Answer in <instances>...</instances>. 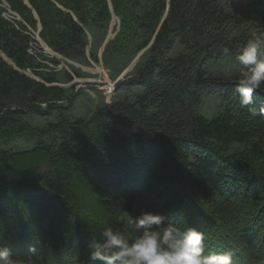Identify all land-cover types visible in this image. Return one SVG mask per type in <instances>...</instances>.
Segmentation results:
<instances>
[{"label": "trees", "instance_id": "trees-1", "mask_svg": "<svg viewBox=\"0 0 264 264\" xmlns=\"http://www.w3.org/2000/svg\"><path fill=\"white\" fill-rule=\"evenodd\" d=\"M5 1L0 247L16 264H99L88 258L91 240L144 211L202 231L207 253L264 264V88L248 107L235 91L245 70L236 55L251 39L264 45V0ZM114 16L119 29L100 62ZM38 23L52 50L102 64L112 80L142 54L111 102L77 115L76 85L55 83L87 73L69 63L35 70ZM30 68L43 81L20 71Z\"/></svg>", "mask_w": 264, "mask_h": 264}, {"label": "clouds", "instance_id": "clouds-1", "mask_svg": "<svg viewBox=\"0 0 264 264\" xmlns=\"http://www.w3.org/2000/svg\"><path fill=\"white\" fill-rule=\"evenodd\" d=\"M225 55L230 49H223ZM264 45L251 39L236 55L243 69L235 91L242 106L253 105V93L264 88ZM264 114V106L259 109ZM162 214L129 212L122 228L105 227L88 245V258L99 264H233L229 252L207 253L205 234L193 226L165 222ZM0 264H16L7 247H0Z\"/></svg>", "mask_w": 264, "mask_h": 264}, {"label": "rangeland", "instance_id": "rangeland-1", "mask_svg": "<svg viewBox=\"0 0 264 264\" xmlns=\"http://www.w3.org/2000/svg\"><path fill=\"white\" fill-rule=\"evenodd\" d=\"M231 2L232 1L229 0L228 4L230 5ZM114 34L115 31H113L112 28L108 36L113 37ZM32 53L34 55L37 54L35 47H33ZM83 70L87 74L82 77H75L73 82L77 87L75 93H78V95L80 94L78 99L79 103L77 106V115L79 112H85L87 109L91 110L92 107H95L103 102H110L113 99V90H115L114 83L102 66L92 64L91 66H85ZM32 121L36 124L42 123L41 120L35 119V117H33ZM31 145V143H19L20 147H30Z\"/></svg>", "mask_w": 264, "mask_h": 264}, {"label": "water", "instance_id": "water-1", "mask_svg": "<svg viewBox=\"0 0 264 264\" xmlns=\"http://www.w3.org/2000/svg\"><path fill=\"white\" fill-rule=\"evenodd\" d=\"M135 64V62L129 67V69L128 70H130L132 67H133V65Z\"/></svg>", "mask_w": 264, "mask_h": 264}]
</instances>
